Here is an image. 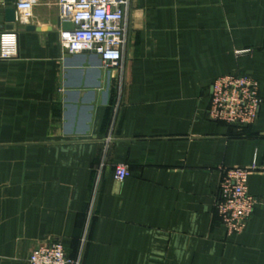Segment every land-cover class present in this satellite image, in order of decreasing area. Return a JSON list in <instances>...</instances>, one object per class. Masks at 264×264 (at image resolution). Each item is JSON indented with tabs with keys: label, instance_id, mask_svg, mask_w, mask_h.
Returning <instances> with one entry per match:
<instances>
[{
	"label": "crops",
	"instance_id": "0c3cea01",
	"mask_svg": "<svg viewBox=\"0 0 264 264\" xmlns=\"http://www.w3.org/2000/svg\"><path fill=\"white\" fill-rule=\"evenodd\" d=\"M19 1L0 0V19ZM16 15L0 20L18 33L0 57V264L52 239L81 264H264V206L232 235L215 210L223 167L255 164L249 191L264 197V0H130L118 69L64 50L59 0ZM229 73L260 87L241 130L207 116Z\"/></svg>",
	"mask_w": 264,
	"mask_h": 264
},
{
	"label": "built area",
	"instance_id": "2783aa9c",
	"mask_svg": "<svg viewBox=\"0 0 264 264\" xmlns=\"http://www.w3.org/2000/svg\"><path fill=\"white\" fill-rule=\"evenodd\" d=\"M130 0H59L61 19L72 22L73 28L61 32L60 41L69 54L94 52L109 67H122L123 48L127 40L125 25ZM36 0H20L16 9L18 22L27 24L33 16ZM18 53V33L6 31L0 34V57L12 58ZM262 104L259 83L240 73L217 77L212 84L209 119L230 126L242 127L256 123ZM108 162L104 151L96 172L90 206L98 196L99 178ZM251 166L223 167L215 201V210L222 226L229 234L244 231L248 220L258 205L264 206V197L250 193L248 176ZM117 179L129 175V166L114 165ZM29 264H81L80 258L69 255L61 241L52 239L35 248L28 258Z\"/></svg>",
	"mask_w": 264,
	"mask_h": 264
},
{
	"label": "water",
	"instance_id": "95a60500",
	"mask_svg": "<svg viewBox=\"0 0 264 264\" xmlns=\"http://www.w3.org/2000/svg\"><path fill=\"white\" fill-rule=\"evenodd\" d=\"M7 1H12L13 0H7ZM1 12L5 13L4 17H1L0 20H4L8 25L6 26L7 29L11 30L14 27V23L16 22V7L12 6L6 9H2ZM65 26H68L66 29H71V24L70 23H65ZM34 26H28L27 29H34Z\"/></svg>",
	"mask_w": 264,
	"mask_h": 264
},
{
	"label": "trees",
	"instance_id": "16d2710c",
	"mask_svg": "<svg viewBox=\"0 0 264 264\" xmlns=\"http://www.w3.org/2000/svg\"><path fill=\"white\" fill-rule=\"evenodd\" d=\"M232 127H237V126H234V125H233ZM237 128H238V127H237Z\"/></svg>",
	"mask_w": 264,
	"mask_h": 264
}]
</instances>
